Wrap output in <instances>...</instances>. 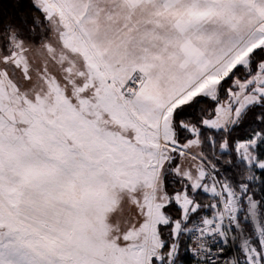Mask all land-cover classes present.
<instances>
[{"label": "snow or ice", "instance_id": "6c2138e0", "mask_svg": "<svg viewBox=\"0 0 264 264\" xmlns=\"http://www.w3.org/2000/svg\"><path fill=\"white\" fill-rule=\"evenodd\" d=\"M0 264H264V0H0Z\"/></svg>", "mask_w": 264, "mask_h": 264}]
</instances>
